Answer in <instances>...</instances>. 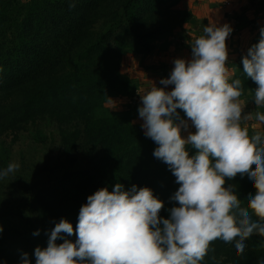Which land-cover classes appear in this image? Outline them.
<instances>
[{
	"label": "trees",
	"instance_id": "16d2710c",
	"mask_svg": "<svg viewBox=\"0 0 264 264\" xmlns=\"http://www.w3.org/2000/svg\"><path fill=\"white\" fill-rule=\"evenodd\" d=\"M180 2L0 0V171L13 163L12 148L24 132L43 143L49 155L35 180L20 170L9 183L0 179L1 191H17L12 200L0 198V207L10 210L3 213L26 227L0 232V264H21L23 253L35 264L34 255L29 256L34 232L44 230L47 243L61 218L75 229L87 197L105 187L112 191L118 182L125 190L151 188L164 202L160 215L169 216L176 203L170 197L179 187L176 178L154 157L158 146L135 124L134 111L113 113L106 104L115 93L133 96L134 83L122 71L127 52L164 53L184 30L192 14L176 9ZM259 39L260 32L251 46ZM236 67L233 78L243 81V96L253 100L257 85L244 75L242 58ZM177 112L187 118L182 109ZM20 166L29 168L23 161ZM229 183L237 184L245 205L256 191L247 176L238 174ZM66 238L75 241L76 235ZM245 245L237 255L234 244L218 239L201 264H261L264 237L254 234Z\"/></svg>",
	"mask_w": 264,
	"mask_h": 264
},
{
	"label": "clouds",
	"instance_id": "9594fccd",
	"mask_svg": "<svg viewBox=\"0 0 264 264\" xmlns=\"http://www.w3.org/2000/svg\"><path fill=\"white\" fill-rule=\"evenodd\" d=\"M232 31L210 21L191 43V58L173 61L170 76L160 81L164 87L153 84L141 95L142 128L158 145L153 155L179 185L169 216L160 215L164 202L149 187L125 190L118 182L112 191L101 188L81 206L75 229L64 218L55 224L47 247L35 248V264H201L218 239L242 255L247 239L264 237V27L242 57L244 75L257 85L250 112L241 99L243 81L228 67ZM19 167L9 163L0 179ZM238 174L256 190L246 205L237 184L229 183ZM74 234L75 241L66 238ZM21 264H31L28 253Z\"/></svg>",
	"mask_w": 264,
	"mask_h": 264
},
{
	"label": "crops",
	"instance_id": "0c3cea01",
	"mask_svg": "<svg viewBox=\"0 0 264 264\" xmlns=\"http://www.w3.org/2000/svg\"><path fill=\"white\" fill-rule=\"evenodd\" d=\"M180 7L189 10L192 16L184 30L172 38L166 53L148 56L146 60L150 62L143 61L144 63L135 69H133L134 66L128 68L123 65L122 67L123 73L131 77L135 86L133 96L127 100H133V105H136L131 106L129 110L134 111L133 121L141 127L143 120L139 117L138 109L142 102L139 103L138 97L150 90L153 84L157 87H164L160 81L170 76L174 68L173 61L176 58L186 60L191 58V43L195 38L204 34L203 29L209 25L210 21L218 26L230 24L233 29L226 40L229 51L228 67L233 74L237 69V62L246 54L255 36L264 26V0H182ZM150 65L151 68H148ZM172 87L174 86L169 85L167 89L170 91Z\"/></svg>",
	"mask_w": 264,
	"mask_h": 264
},
{
	"label": "rangeland",
	"instance_id": "374dc122",
	"mask_svg": "<svg viewBox=\"0 0 264 264\" xmlns=\"http://www.w3.org/2000/svg\"><path fill=\"white\" fill-rule=\"evenodd\" d=\"M17 1L22 2V3H26V2H29L30 0H17ZM178 8L181 10H185V9L180 7V3L176 9H178ZM262 27H264V26H262ZM164 53H166V52H164ZM161 54H163V53H161ZM137 55H141V54H137L134 52H127L124 59H123V62L125 63V64L123 63V65L128 67V68H130L131 66H134L133 69H135L138 65L141 66L144 62H147V60H148L147 56L141 55L142 57H138ZM154 55L155 54H152V55H150V57L154 56ZM134 56H137V57H134ZM146 58H147V60H146ZM148 62H150V60ZM123 65H122V67H123ZM148 68H151V65ZM128 98L129 97L122 96V95L115 93L114 95H112V97L109 99V101L106 104L107 110H109L113 113L114 112L115 113L116 112L121 113V112H124L125 110H129L131 108V106L135 107L136 105H133L134 104L133 100H127ZM138 99L140 100L139 103H141L142 101H141L140 96L138 97ZM241 99L248 102L246 105V108H245V112H250V111L256 110L254 101L251 100L249 94H248V96L247 95L242 96ZM182 119H185V118H182ZM135 124H138V123H135ZM45 129L46 128H44V130ZM141 129L143 130L142 127H141ZM50 130H52V128ZM189 130L193 131V132L195 131L194 127L190 128ZM143 132H144V130H143ZM23 134L24 135L22 136V138H19V140L13 146L11 155L14 157L13 162L21 165V163L23 161L24 164L28 165V167H29V168L24 170L20 166L17 171L20 170V173L23 172L24 176H26L27 178L33 177L35 180L38 178L39 174L42 173L43 164H45L47 162L49 155H48L46 146H44L43 143H38V142H35L34 140H32V135L27 133V132L26 133L24 132ZM250 134H251V128H250ZM155 145H157V144L155 143ZM15 172H14V174H15ZM30 173L32 174L31 176H29ZM56 173L59 174L58 170L56 171ZM46 175H47V172H45L41 176L45 177ZM10 177L13 178L12 173L9 174L8 177L5 178L4 184L10 182ZM1 186H2V183L0 181V198L1 199L6 198L5 201H7L8 198H10L11 200L15 198L14 196H16L17 191L13 192L12 190H15L14 188L6 187L5 190L8 193V195H7L6 192H3V190L1 191ZM8 211H10V210L6 209V211H4L0 207V226H2L3 229L8 228V229H18L21 231L26 230V227L24 225L23 220L17 219L15 217L7 216L6 214L3 213V212H8ZM2 213H3V215H2ZM26 219H27V221L31 220L30 215L27 216ZM46 240L47 239H46V236L44 235V230H39V235L34 237L33 243L29 249V256L32 257L34 255V250L37 246L44 248L47 244ZM34 259H35V256H34Z\"/></svg>",
	"mask_w": 264,
	"mask_h": 264
},
{
	"label": "built area",
	"instance_id": "2783aa9c",
	"mask_svg": "<svg viewBox=\"0 0 264 264\" xmlns=\"http://www.w3.org/2000/svg\"><path fill=\"white\" fill-rule=\"evenodd\" d=\"M226 4H229V3H226Z\"/></svg>",
	"mask_w": 264,
	"mask_h": 264
}]
</instances>
